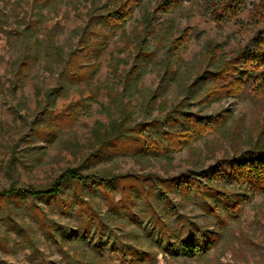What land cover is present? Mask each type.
Segmentation results:
<instances>
[{"label":"rangeland","instance_id":"1","mask_svg":"<svg viewBox=\"0 0 264 264\" xmlns=\"http://www.w3.org/2000/svg\"><path fill=\"white\" fill-rule=\"evenodd\" d=\"M222 2L0 0V192L114 177L0 197V264H264V184L228 177L264 156V67L216 74L264 21ZM191 128L163 154L139 137Z\"/></svg>","mask_w":264,"mask_h":264},{"label":"trees","instance_id":"2","mask_svg":"<svg viewBox=\"0 0 264 264\" xmlns=\"http://www.w3.org/2000/svg\"><path fill=\"white\" fill-rule=\"evenodd\" d=\"M169 2V1H168ZM246 0H227V2L220 3L218 9H222L221 13H219L220 18L218 21H231L234 19L237 14L242 10V7ZM167 4V3H166ZM257 8V12H252L251 14V23L253 25H258L264 21V0H259V4L255 6V10ZM220 46H216L213 43H208L206 45L207 54L213 58H219L221 56V50L219 51ZM237 58H233L229 61H225L222 63L221 67L218 69L216 74L219 75L225 74V71H228L231 67H241V68H252L254 66L264 67V31L261 32L257 38L254 40L253 47L250 49H245L241 51ZM218 75H216L218 77ZM138 81V80H137ZM188 120L195 121L198 126H203L206 124L205 120H197L194 114L188 115ZM114 130H118L121 124L114 123ZM182 131V132H181ZM181 132V133H179ZM177 131H169L164 134L163 140L158 136L157 141H152V137L150 135L144 134L141 132L139 137L142 138L146 145L151 144L154 145L155 150L158 154L162 151L169 152L171 147L174 146V138L176 136L185 138L186 140H195L197 139L199 133L195 134L194 129H185ZM176 134V136H174ZM151 139H149V138ZM164 141H167L168 148H165ZM235 170L232 171V174L228 175L229 179L232 182L241 181V185L246 184L248 187H252L256 182H262L264 184V156H259L254 160L246 161V162H236L234 164ZM239 173V174H236ZM114 177L111 174H99V173H89L84 174L75 168H67L63 172H61L58 177L55 179L54 183L48 188H35L33 186L22 187V188H14L11 187L9 189H5L0 192V197L4 196H17V195H30L33 197H47L53 195H59L64 188V185L69 182H76L80 185L89 186L92 188H97L101 185H109L112 183ZM184 186H189L188 183H185ZM253 188V187H252ZM192 190V189H191ZM183 250L186 254H198L201 253L202 250L195 245H185Z\"/></svg>","mask_w":264,"mask_h":264}]
</instances>
